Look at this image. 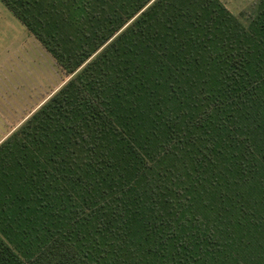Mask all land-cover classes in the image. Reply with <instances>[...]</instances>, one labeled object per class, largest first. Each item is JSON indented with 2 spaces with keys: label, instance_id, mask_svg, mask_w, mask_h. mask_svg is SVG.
Masks as SVG:
<instances>
[{
  "label": "trees",
  "instance_id": "trees-1",
  "mask_svg": "<svg viewBox=\"0 0 264 264\" xmlns=\"http://www.w3.org/2000/svg\"><path fill=\"white\" fill-rule=\"evenodd\" d=\"M2 1L70 78L0 144V264H264V0Z\"/></svg>",
  "mask_w": 264,
  "mask_h": 264
},
{
  "label": "crops",
  "instance_id": "crops-1",
  "mask_svg": "<svg viewBox=\"0 0 264 264\" xmlns=\"http://www.w3.org/2000/svg\"><path fill=\"white\" fill-rule=\"evenodd\" d=\"M33 40L38 42L34 36ZM15 44L16 42L10 43L11 46L4 57H0V144L57 91L51 89L48 92L46 89L45 93L41 92V97H38L37 83L32 82V78L35 81L37 79L36 52L27 50L22 43L15 50ZM23 50L27 54L26 62L16 61ZM15 54L17 55L14 59ZM31 60L34 66L31 65ZM38 100H41L39 105Z\"/></svg>",
  "mask_w": 264,
  "mask_h": 264
},
{
  "label": "rangeland",
  "instance_id": "rangeland-1",
  "mask_svg": "<svg viewBox=\"0 0 264 264\" xmlns=\"http://www.w3.org/2000/svg\"><path fill=\"white\" fill-rule=\"evenodd\" d=\"M226 6L235 15L248 24L252 16L257 12L259 0H222ZM15 43V50L22 43L27 50L32 49V53L36 52V81L32 78L33 83H37L38 97H41V92L53 89L58 90L69 78L59 67L52 55L41 47L40 43L33 40V35L27 27L13 14V12L0 0V57L3 58L7 50L11 46L10 43ZM36 47V48H35ZM16 55H13L14 59ZM27 54L23 50L20 57L16 61L26 62ZM15 61V62H16ZM34 63L31 60V65ZM33 70V68H32ZM34 76V70L33 74ZM38 105L41 100H38Z\"/></svg>",
  "mask_w": 264,
  "mask_h": 264
},
{
  "label": "snow or ice",
  "instance_id": "snow-or-ice-1",
  "mask_svg": "<svg viewBox=\"0 0 264 264\" xmlns=\"http://www.w3.org/2000/svg\"><path fill=\"white\" fill-rule=\"evenodd\" d=\"M2 190H3L2 185H0V193H2ZM0 204H2V195H0ZM3 213H4V210L2 208H0V231H2ZM64 253H65V255H67L69 257L74 255L73 249L68 248V247H65Z\"/></svg>",
  "mask_w": 264,
  "mask_h": 264
}]
</instances>
